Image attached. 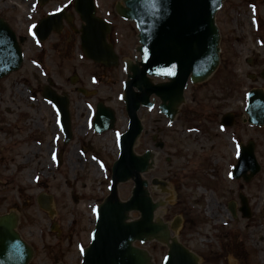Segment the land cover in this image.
I'll return each instance as SVG.
<instances>
[{"label":"rangeland","instance_id":"1","mask_svg":"<svg viewBox=\"0 0 264 264\" xmlns=\"http://www.w3.org/2000/svg\"><path fill=\"white\" fill-rule=\"evenodd\" d=\"M5 1L11 28L26 41L20 69L0 79V215L19 214L17 231L34 252L29 264H79L90 242L93 206L108 193L117 138L127 129L120 99L123 75L117 69L104 78V69L82 57L70 31L55 43H37L30 33L36 16L25 21L22 1ZM99 1L112 9L117 0ZM215 20L221 48L217 71L202 85H188L185 105L171 127L156 106L140 109L144 131L135 152L152 149L153 136L164 142L144 179H159L172 189V205L165 203L157 213L167 223L180 217L175 235L201 264H229L230 259L264 264V128L242 122L246 93L264 90V0H225ZM114 28L122 54L135 55V29L124 22ZM45 86L69 99L67 144L52 105L42 97ZM104 97L116 122L112 130L95 134L91 122ZM229 112L235 123L222 128L220 119ZM249 140L261 170L246 183L231 178V171L239 145ZM132 188V182L120 184L119 199L126 201ZM149 192L152 199L167 198L151 185ZM239 194L248 201L247 219L238 211ZM40 195L49 197L50 211L40 207ZM211 196L215 203L208 214ZM229 203L235 204V216ZM230 234L231 245L225 237ZM135 245L147 250L154 264L162 263L165 246Z\"/></svg>","mask_w":264,"mask_h":264},{"label":"water","instance_id":"2","mask_svg":"<svg viewBox=\"0 0 264 264\" xmlns=\"http://www.w3.org/2000/svg\"><path fill=\"white\" fill-rule=\"evenodd\" d=\"M224 1L123 0L124 6L116 5L118 15L136 25V51L140 61L126 64L127 78L122 94L125 109L122 101L121 104L127 130L118 138L119 153L111 167L109 193L93 206L90 243L82 251L80 264H154L150 254L135 247V242L165 245L168 250L162 264H200L194 253L182 246L176 237H171V231H177L180 219L175 218L169 227L160 218V213H157L165 203L172 205V189L166 191L163 181L152 179L153 189L168 193L167 198L152 200L150 197L148 182L142 175L153 169L154 152L144 150V153L138 155L134 148L143 131L138 111L141 107L151 109L154 106L151 97L159 100V112L171 125L185 102L184 90L188 82L192 85L202 84L218 68L220 35L215 15ZM74 8L85 24L81 30L84 56L95 63L115 66L116 56L112 47L104 41V32H109V26H104L94 16L93 0H75ZM60 16L52 15L37 25L35 34L40 41L45 40L52 30L59 32ZM23 42V38L17 42L15 34L0 20V78L20 68V45ZM124 78L123 75L122 82ZM155 78L161 82L154 83ZM42 96L52 103L58 115L64 144H67L72 136L68 98L58 96L48 87H45ZM244 112L247 116L244 123L264 127L262 89L247 94ZM114 122V113L104 110L99 103L92 124L94 131L98 134L108 131L113 128ZM233 123L232 114H226L221 119L222 126L230 127ZM163 146L162 142H156L154 148L162 149ZM259 170L254 143L250 141L241 145L232 177L248 182ZM129 181L133 183L131 195L126 201H121L118 186ZM47 199L43 196L38 198L40 207L45 210L48 209ZM239 199V211L244 218H248L250 211L247 200L242 195H239ZM229 210L235 215L233 203L229 205ZM18 222L19 216L14 211L0 216V264H28L32 259V248L16 231Z\"/></svg>","mask_w":264,"mask_h":264},{"label":"flooded vegetation","instance_id":"3","mask_svg":"<svg viewBox=\"0 0 264 264\" xmlns=\"http://www.w3.org/2000/svg\"><path fill=\"white\" fill-rule=\"evenodd\" d=\"M21 1H22V6H21L22 10H23V12L26 13V15L24 17L25 21L32 19L33 16L34 17L36 16L30 33L37 43H39L41 45H43L49 41H53L52 43H55L54 38L59 37L62 33L66 32V31H70V33L72 35L71 36L72 40L78 42L79 48L81 51V36H82L81 30H82V27L85 26V24L81 20V17L79 16V14L76 13V11H75V8H74L75 0H60L59 3L55 2L58 0H21ZM118 1H120V0H117L116 2H118ZM94 2H95V10H94L95 17H97V19H99V21H101L104 24V26H105V24L110 25L109 32H104V36H105L104 41H105L106 45L112 46V48L115 52V55L117 57V65L115 67L110 68L109 66H107L105 64L103 65L101 63H95L91 60L85 59L83 54H82V57L85 60L91 62L93 65L104 69V78L108 77L110 72L115 71L117 69H119V71L125 77V65L124 64L127 60L135 62L136 57H137L136 52H135L136 46L133 49V53H135V55L124 56L122 54V51L119 49L120 43H119V40L117 38L116 28H114V26L118 22H124V23L130 24L132 28H134V25H133V23H129V22L124 21L122 18H120L116 14L115 7H114L115 5L113 6L112 9H109L107 7H104L102 4H100L99 0H94ZM116 2H115V4H116ZM7 3L8 2H6L5 0L4 1L0 0V8H1L0 19L3 20L6 24H8L10 26L9 19L6 16L9 14V11H8L9 6ZM55 13L61 14L60 20H59L60 21L59 32L52 31V32H50V34L48 35V37L46 38V40L44 42H39L33 33V28L40 21L45 20L48 16H51ZM10 28H11V26H10ZM16 36H17V39L20 38V36H18V35H16ZM54 46H56V44H54ZM81 53H82V51H81ZM43 73H44V71H43ZM78 90H80V89H78ZM105 94H106V92L104 91V96H105ZM106 99L107 98L104 97V109L110 108V107H108V105H106V103H107ZM251 127L256 128L253 126H251ZM155 137H156V140H159L158 136H155ZM249 141H251V140H249ZM220 228H222V227H220ZM220 230L224 231L222 229H220ZM225 237H228V239H227L228 244L231 245L232 244L231 234L226 235Z\"/></svg>","mask_w":264,"mask_h":264},{"label":"bare ground","instance_id":"4","mask_svg":"<svg viewBox=\"0 0 264 264\" xmlns=\"http://www.w3.org/2000/svg\"><path fill=\"white\" fill-rule=\"evenodd\" d=\"M113 145H116V141L113 142ZM115 152H116V150H115ZM207 203H208L207 213L209 214L210 211H211V206H214L213 204L215 203L214 198L211 196V197H210V200H208ZM160 208H161V207H160ZM160 208H159V209H160ZM223 215H226V216H227V212H224Z\"/></svg>","mask_w":264,"mask_h":264}]
</instances>
